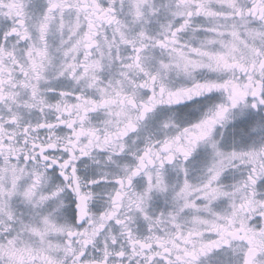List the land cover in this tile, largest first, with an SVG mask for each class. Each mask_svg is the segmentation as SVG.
I'll list each match as a JSON object with an SVG mask.
<instances>
[{"label": "snow or ice", "instance_id": "obj_1", "mask_svg": "<svg viewBox=\"0 0 264 264\" xmlns=\"http://www.w3.org/2000/svg\"><path fill=\"white\" fill-rule=\"evenodd\" d=\"M0 264H264V0H0Z\"/></svg>", "mask_w": 264, "mask_h": 264}]
</instances>
